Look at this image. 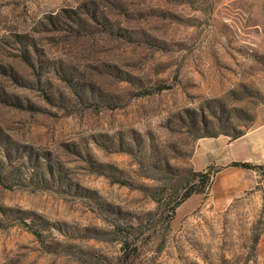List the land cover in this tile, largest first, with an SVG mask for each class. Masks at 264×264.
I'll return each instance as SVG.
<instances>
[{"label":"rangeland","instance_id":"obj_1","mask_svg":"<svg viewBox=\"0 0 264 264\" xmlns=\"http://www.w3.org/2000/svg\"><path fill=\"white\" fill-rule=\"evenodd\" d=\"M261 109L264 0H0V264H264L263 186L169 223Z\"/></svg>","mask_w":264,"mask_h":264},{"label":"crops","instance_id":"obj_2","mask_svg":"<svg viewBox=\"0 0 264 264\" xmlns=\"http://www.w3.org/2000/svg\"><path fill=\"white\" fill-rule=\"evenodd\" d=\"M258 123L243 137L230 140L227 136L202 139L193 156V164L203 170L211 165L225 167L216 177L214 189L222 192L221 196L238 197L242 193L264 187V179L256 172L231 167L232 163H250L264 166V109L258 112ZM244 175L245 180L234 176Z\"/></svg>","mask_w":264,"mask_h":264},{"label":"trees","instance_id":"obj_3","mask_svg":"<svg viewBox=\"0 0 264 264\" xmlns=\"http://www.w3.org/2000/svg\"><path fill=\"white\" fill-rule=\"evenodd\" d=\"M166 88L160 87L157 89V92H161L165 90ZM151 95V92L145 91L142 93H137V96H147ZM245 132H240L236 136L233 137V139H238L241 138L245 135ZM209 138H217L219 135L213 134L209 136H205ZM231 167H238V168H243L247 170L254 171L258 173L263 179H264V166L262 165H254L250 163H232L230 165ZM225 167H220L216 165H211L207 167L206 169L199 171V172H192V182L189 184L188 187L185 189L184 195L180 198V200L172 207L171 209V215L169 216V223L175 218L177 208L186 200L191 198L193 195H206L207 192L212 188L214 181L217 177V175L223 171ZM261 186V182L259 183L258 187ZM127 248L128 245V240H126L125 243Z\"/></svg>","mask_w":264,"mask_h":264}]
</instances>
